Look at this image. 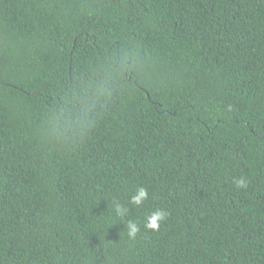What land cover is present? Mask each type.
I'll use <instances>...</instances> for the list:
<instances>
[{
  "label": "trees",
  "instance_id": "1",
  "mask_svg": "<svg viewBox=\"0 0 264 264\" xmlns=\"http://www.w3.org/2000/svg\"><path fill=\"white\" fill-rule=\"evenodd\" d=\"M0 264H264V0H0Z\"/></svg>",
  "mask_w": 264,
  "mask_h": 264
},
{
  "label": "clouds",
  "instance_id": "2",
  "mask_svg": "<svg viewBox=\"0 0 264 264\" xmlns=\"http://www.w3.org/2000/svg\"><path fill=\"white\" fill-rule=\"evenodd\" d=\"M237 187L246 188L247 180L243 177L235 181ZM149 199V191L147 187L139 186L136 188L135 192L131 195L129 204L135 208H142L145 201ZM114 212L117 217L123 218L128 212L129 208L121 204L119 201L114 200ZM169 213L164 209H156L149 211L143 217V228L144 230H150L152 232H159L161 224L167 220ZM126 232L129 239H135L137 235L141 232L140 222L137 220L129 219L126 224Z\"/></svg>",
  "mask_w": 264,
  "mask_h": 264
}]
</instances>
